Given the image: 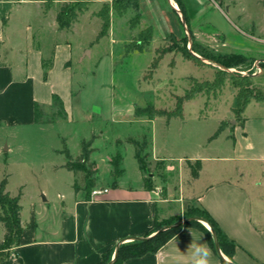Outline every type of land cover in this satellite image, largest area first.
<instances>
[{
  "label": "rangeland",
  "instance_id": "374dc122",
  "mask_svg": "<svg viewBox=\"0 0 264 264\" xmlns=\"http://www.w3.org/2000/svg\"><path fill=\"white\" fill-rule=\"evenodd\" d=\"M120 1L95 0L76 26V34H69L76 56L69 64L73 66L75 84L74 97L70 100L65 95L67 105L57 101L52 106H41L36 123L0 128V183L7 178L10 195L21 194L24 221L29 220L33 204L39 209L49 208L52 214L55 207L75 196L74 185L82 182L81 174L63 167L67 158L62 151L67 147L76 158L82 153L83 143L90 141L98 178L94 190H108L115 182L140 186L142 177L147 176L161 196L169 195L171 200L182 197L185 201L182 208L178 202L170 204L176 215L159 223L175 224L191 219L199 209L195 202L200 189L195 176L199 156H229L232 126L242 121V116L237 117L233 110L237 106L232 78L247 76L251 87L259 89L264 98V0H259L261 6L256 0H239L233 11H229L228 4L235 0H216V4L210 1L195 17L188 13V24L183 23L167 0H157L166 28L158 26L149 14L154 27L148 29L142 21V12L140 19L131 10L119 16L112 8ZM138 1L146 12L144 0ZM61 4L57 1L43 5L48 13ZM107 10L111 17L109 34L96 44L102 27L99 16ZM149 29L154 37L144 45L139 35L144 31L146 37ZM170 33L179 39L187 36L191 52L197 43L215 55L243 54L251 62L240 70L225 69L196 53L205 64L197 65L171 52L154 66L160 57L158 51L176 47ZM258 36L261 42L257 41ZM85 46L87 50L82 53ZM51 60L52 57L45 60L46 66ZM198 90L185 102L183 118L168 121L157 117L152 124L145 112L139 113L150 107L174 111L179 98ZM222 122H227V128L212 138ZM145 135L151 139L152 157L147 161L151 164L149 170L141 174L135 147L129 140L142 141ZM233 166L239 165L215 160L208 163L205 171L216 178L215 172L227 168L230 173ZM121 170L122 176L117 172ZM228 176L237 179L232 174ZM241 183L248 185V180ZM84 194L83 188L79 197ZM259 195L263 196L264 208V187L254 197ZM163 209L159 206L160 211ZM4 234L0 222V245ZM13 248L5 250L4 255Z\"/></svg>",
  "mask_w": 264,
  "mask_h": 264
},
{
  "label": "crops",
  "instance_id": "0c3cea01",
  "mask_svg": "<svg viewBox=\"0 0 264 264\" xmlns=\"http://www.w3.org/2000/svg\"><path fill=\"white\" fill-rule=\"evenodd\" d=\"M184 1L192 17L210 1L217 3ZM238 1L229 2V11L235 10ZM157 2L144 0L145 12L139 1L146 29L154 27L151 19L166 28ZM167 2L183 19L175 0ZM43 4L35 0H0V128L34 124L36 104L52 106L56 95L66 106L65 95L74 97L75 78L69 64L76 51L69 34H76L89 8L72 30L64 32L57 23L61 5L46 13ZM256 4L261 6L259 0ZM183 23L186 24L184 19ZM102 39L97 42L96 38V44ZM256 39L262 41L260 36ZM86 50V46L81 49L82 53ZM51 57L53 65L45 79L43 62ZM153 121L150 120L152 124ZM232 130L229 156H199L201 170L196 181L200 189L195 199L197 206L205 209L227 238L236 243L232 258L212 248L198 226H183L159 251L128 259L124 264H264L263 196L254 197L264 187V102L252 101L242 114L241 123L233 125ZM215 160L239 166H233L230 173L227 168L217 171L213 174L217 177L212 178L211 172L205 170ZM246 179L248 185L242 184L241 180ZM143 181L144 177L142 184L134 187L116 183L107 193L91 196L90 200L85 199L86 192L82 197L75 194L69 202L55 207L52 214L49 208L39 209L33 204L29 220L21 217L25 229L19 244L11 253L0 256V264H97L106 253L113 252L114 257L119 245L153 236L157 221L176 215L170 204L178 202L182 208L185 201L182 197L171 200L169 195L161 196L159 189L148 190ZM159 206L164 209L160 211Z\"/></svg>",
  "mask_w": 264,
  "mask_h": 264
},
{
  "label": "trees",
  "instance_id": "16d2710c",
  "mask_svg": "<svg viewBox=\"0 0 264 264\" xmlns=\"http://www.w3.org/2000/svg\"><path fill=\"white\" fill-rule=\"evenodd\" d=\"M35 1H43L46 6L54 2H62L59 12L57 14V23L58 28L61 31H70L73 29L74 25L79 21L81 15H83L89 8L90 4L94 0H35ZM175 2L179 5L181 10V14L186 24L189 23L190 16L188 14L185 1L184 0H175ZM115 12L118 13L119 16H123L128 13V11H133L136 13L138 19H140V4L138 0H122L120 2H115L112 8ZM105 14L100 15V19L102 21L101 31L97 37V42L106 37L109 34V30L111 27V17L110 10H107ZM148 35L145 37L143 32L140 33V38H142V44H149L153 37L154 33L152 29H149ZM171 39L175 43L176 47L169 49L167 51H158L160 57L155 61L154 66H156L158 61L164 56V54H168L171 52L181 54L185 59L197 64L202 65L205 64L200 57L194 55L193 53L198 54L204 59L215 63L217 66L232 69H239L240 67L251 62V59L243 54L232 53L229 55H215L210 53L201 45L194 43L191 52L188 49V38L187 36L184 38H177L174 34H170ZM53 63L50 61L46 66L45 61L43 62V67L45 70V79L47 78L48 72L51 69ZM240 70V69H239ZM232 84L234 89L236 90V108L233 109L237 115V117H241L244 113L246 107L252 102H264V98L261 96V91L259 89H254L251 86V82L247 76L240 78H232ZM220 85V84H219ZM200 92V90L195 93L191 91L184 99H178L176 109L174 111L160 110L154 107L146 108L143 111H139V113L145 112V115L150 120H153L157 117H164L168 121L173 118H183V108L186 101L192 99L194 95ZM54 102H61V99L58 96L53 97ZM39 105L36 104L35 113L36 119L38 120V109ZM230 124V123H229ZM227 128V122H222L219 129L215 133L212 138H217L221 133ZM135 147V158L138 162L139 169L142 173L145 174L149 170L151 164H148V158L152 157L151 150V139L148 135L142 137L141 140H129ZM92 141L84 142L82 153L78 155L76 158L72 156L70 150L65 147L62 151L65 153L67 162L63 165L67 170L74 172L75 174H81V183L76 182L74 187L76 190V194H79L81 189L84 188L86 192L85 199L90 200L92 196L93 190L97 187V171L95 169V164L92 161V149H91ZM195 171V176L199 175V171L201 170V165L198 162ZM120 176L123 175V170L120 172ZM151 179L149 177L144 176V186L148 190H154V184L151 183ZM117 183V182H115ZM8 179L5 178L0 183V222L3 224L5 229V234L3 238V242L0 245V256L1 254L4 256V251L9 249L12 246H16L19 244L20 236L24 231V227L22 226L21 219V211L22 206L20 204L21 194L17 197H12L10 193L7 191ZM198 214L192 215L191 218H203L208 221L213 229L215 230L219 245L221 250L229 257L232 258L237 245L233 241L229 240L227 236L222 232L219 225L216 221L211 217V215L202 208H199ZM173 224L172 222L159 223L156 222L155 226V234L153 236L146 237L144 240H134L129 243H124L120 246L119 253L117 259L114 264H124L126 260L131 258H137L144 256L149 252H157L159 251L165 244H167L174 236H176L183 226H198L201 228L207 235L209 239V243L212 248L215 249V242L213 238V234L209 231L201 222L197 220L189 221L183 225L173 227L169 230L159 232L164 226H169ZM113 252L106 253L103 257V260L97 264H109L112 261ZM225 263V262H224ZM228 264V263H225Z\"/></svg>",
  "mask_w": 264,
  "mask_h": 264
},
{
  "label": "water",
  "instance_id": "95a60500",
  "mask_svg": "<svg viewBox=\"0 0 264 264\" xmlns=\"http://www.w3.org/2000/svg\"><path fill=\"white\" fill-rule=\"evenodd\" d=\"M193 54H194V53H193ZM89 55H90V53H89ZM192 220H197V221H199V222H201V223H203V224H208V225H209L210 230H211V232H212V234H213V238H214V242H215L216 250L218 251L219 254H221V248H220V245H219V240H218L217 234H216L215 230L213 229L212 225H211L208 221H206L205 219H202V218H191V219H186V220L181 221V222H179V223H175V224H173V225L165 226V227H163L161 230H159L158 233H159V232H162V231L169 230V229H171V228H173V227H177V226L183 225V224H185V223H187V222H189V221H192ZM144 239H145V238H139V239H134V240H144ZM120 246H121V245H119V246L117 247L116 252H115V255H114V257L112 258V261H111L109 264H114V263H115V261H116V259H117V256H118V253H119ZM229 264H233V263H230V262H229Z\"/></svg>",
  "mask_w": 264,
  "mask_h": 264
},
{
  "label": "built area",
  "instance_id": "2783aa9c",
  "mask_svg": "<svg viewBox=\"0 0 264 264\" xmlns=\"http://www.w3.org/2000/svg\"><path fill=\"white\" fill-rule=\"evenodd\" d=\"M107 192H108V190H93L92 197L97 198V197H100Z\"/></svg>",
  "mask_w": 264,
  "mask_h": 264
},
{
  "label": "bare ground",
  "instance_id": "6f19581e",
  "mask_svg": "<svg viewBox=\"0 0 264 264\" xmlns=\"http://www.w3.org/2000/svg\"><path fill=\"white\" fill-rule=\"evenodd\" d=\"M207 228H210L208 224H205Z\"/></svg>",
  "mask_w": 264,
  "mask_h": 264
}]
</instances>
